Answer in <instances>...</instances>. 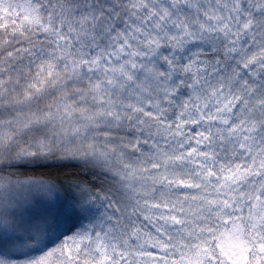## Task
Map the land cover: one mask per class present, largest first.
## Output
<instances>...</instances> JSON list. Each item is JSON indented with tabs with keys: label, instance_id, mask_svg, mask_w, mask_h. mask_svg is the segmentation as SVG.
Returning <instances> with one entry per match:
<instances>
[{
	"label": "snow or ice",
	"instance_id": "6c2138e0",
	"mask_svg": "<svg viewBox=\"0 0 264 264\" xmlns=\"http://www.w3.org/2000/svg\"><path fill=\"white\" fill-rule=\"evenodd\" d=\"M0 264H264V0H0Z\"/></svg>",
	"mask_w": 264,
	"mask_h": 264
}]
</instances>
